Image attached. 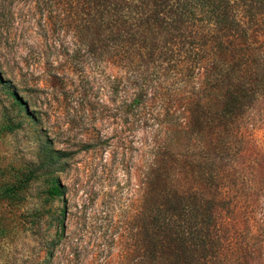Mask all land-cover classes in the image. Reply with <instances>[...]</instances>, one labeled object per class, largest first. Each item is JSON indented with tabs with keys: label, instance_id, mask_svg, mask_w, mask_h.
I'll return each mask as SVG.
<instances>
[{
	"label": "rangeland",
	"instance_id": "rangeland-1",
	"mask_svg": "<svg viewBox=\"0 0 264 264\" xmlns=\"http://www.w3.org/2000/svg\"><path fill=\"white\" fill-rule=\"evenodd\" d=\"M88 14L82 0H0V264H207L201 251L185 263L177 229L184 225L183 237L192 246L200 241L195 232L201 221L192 215L189 225V208L174 198L161 201L170 218L163 246L154 253L138 243L148 167H173L175 156L183 181L174 187L184 197L210 194L195 182L185 185L188 145L181 131L192 126L186 99L198 91L206 99L195 110L202 120L235 117L233 132L223 140L242 155V167L251 168L249 178L257 185L247 199H231L236 213L230 217L238 228H249V264H264V11L242 15L241 25L219 28L220 39L231 40L234 50L227 58L218 50L210 66L196 65L191 73L187 65L197 60L185 33H177L173 62L146 75L151 95L142 114L126 112L124 90L127 79L146 68L133 75L92 50L86 31L77 28L88 24ZM195 18L200 25L205 19L201 11ZM194 79L197 88H187ZM229 96L234 108L227 106ZM52 149L64 157L58 167L65 201L44 204L43 177L14 191ZM214 197L219 215L227 213L231 200ZM64 211L66 230L57 239Z\"/></svg>",
	"mask_w": 264,
	"mask_h": 264
},
{
	"label": "trees",
	"instance_id": "trees-1",
	"mask_svg": "<svg viewBox=\"0 0 264 264\" xmlns=\"http://www.w3.org/2000/svg\"><path fill=\"white\" fill-rule=\"evenodd\" d=\"M82 1L91 10V14H88L90 20L88 24L77 28L86 31L92 50L108 55L114 60L113 66L129 69L133 75L141 70V66L146 68L134 78H128L124 90L128 100L126 112L137 110L140 114L151 95L150 91L148 95L146 75L173 62L176 46L181 39L177 33H183L182 36L185 33L190 51L197 60L194 65H187V70L191 73L196 65L204 63L205 66H210L220 53L222 57L227 58L234 50L231 40L220 39L219 28L241 25L242 15L247 18L253 10L264 11V0ZM79 3L80 1H77V5ZM196 11L204 14L205 19L201 25L195 18ZM195 82L194 79L185 84L187 88L196 89ZM10 92L26 115L34 119L35 116L29 112V107L23 104L15 93ZM193 96L192 93L186 99L188 106L185 107L190 112L192 126L181 131L185 134L188 145L185 150V185L186 182H195V185L204 191L208 190L212 196L200 193V196L185 194L184 197L174 187V182L181 184L183 181L182 171H177L179 160H176L175 156L171 157L170 161L173 167L157 169L155 164L148 167L143 174L145 181L139 213V247L143 251L154 250L156 253V248L163 246L161 236L167 232L170 218L166 204H161V201L174 198L179 206L185 205L189 208L188 214L185 215L189 225L193 220L192 215H197L196 218L201 221L199 233L195 232L200 235V241L192 246L183 237L184 225H179L180 228L177 229L178 241L185 246V263L188 255L196 256L201 251L207 264H249L253 255L249 228H238V224L230 217L236 213L231 199H247L257 184L249 178L251 168L242 167V155L234 153L232 142L226 143L223 140L224 133L233 132L232 123L235 117L228 114L222 121L202 120L203 117H199L198 111L195 110L202 107L206 99L199 91ZM227 106L234 108L233 97L229 96ZM63 158L60 151L50 150L41 161L40 168L26 172L23 179L14 185V191H23L32 181L43 177L46 182L44 204H52L57 198L65 201L66 187L60 180L61 169L58 167ZM158 186L162 187V194H159ZM216 194L222 201L227 198L231 200L227 213L223 215H219V202L214 199L217 198L214 197ZM43 213L40 214L41 218H45ZM61 216L56 224L57 239H60L61 233L66 230L65 211ZM192 229L190 227V230ZM190 235H194V232ZM227 235L229 238H226ZM154 256L157 257L156 254Z\"/></svg>",
	"mask_w": 264,
	"mask_h": 264
}]
</instances>
